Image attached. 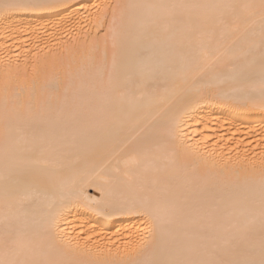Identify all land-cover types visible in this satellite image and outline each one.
Here are the masks:
<instances>
[{
  "label": "bare ground",
  "instance_id": "6f19581e",
  "mask_svg": "<svg viewBox=\"0 0 264 264\" xmlns=\"http://www.w3.org/2000/svg\"><path fill=\"white\" fill-rule=\"evenodd\" d=\"M0 0V264L264 260V0Z\"/></svg>",
  "mask_w": 264,
  "mask_h": 264
},
{
  "label": "snow or ice",
  "instance_id": "6c2138e0",
  "mask_svg": "<svg viewBox=\"0 0 264 264\" xmlns=\"http://www.w3.org/2000/svg\"><path fill=\"white\" fill-rule=\"evenodd\" d=\"M5 9H20V8H35L39 7L36 4H30L23 2L13 3V4H5L3 5ZM264 164V161H262ZM90 264H137V261L133 258L132 255H127L125 257H116V258H105L91 261ZM260 264H264V260L260 262Z\"/></svg>",
  "mask_w": 264,
  "mask_h": 264
}]
</instances>
